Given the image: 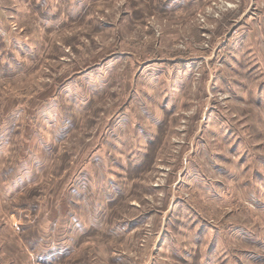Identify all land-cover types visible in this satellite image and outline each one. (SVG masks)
<instances>
[{"label":"rangeland","instance_id":"374dc122","mask_svg":"<svg viewBox=\"0 0 264 264\" xmlns=\"http://www.w3.org/2000/svg\"><path fill=\"white\" fill-rule=\"evenodd\" d=\"M0 264H264V0H0Z\"/></svg>","mask_w":264,"mask_h":264}]
</instances>
